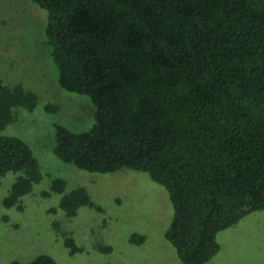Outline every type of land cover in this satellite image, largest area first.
I'll return each mask as SVG.
<instances>
[{
	"label": "trees",
	"instance_id": "trees-1",
	"mask_svg": "<svg viewBox=\"0 0 264 264\" xmlns=\"http://www.w3.org/2000/svg\"><path fill=\"white\" fill-rule=\"evenodd\" d=\"M30 1L48 12L60 86L95 105L86 131L55 124V155L90 172H147L174 207L165 238L179 259L208 262L220 231L264 209V0ZM37 104L22 83L0 79V129L18 108ZM10 171L21 174L4 204L23 210L20 198L41 180L40 164L22 138L0 136V185ZM65 186L56 178L52 191ZM82 206L101 209L83 186L59 203L68 217ZM62 235L71 253L81 250ZM10 264L58 262L39 254Z\"/></svg>",
	"mask_w": 264,
	"mask_h": 264
},
{
	"label": "rangeland",
	"instance_id": "rangeland-1",
	"mask_svg": "<svg viewBox=\"0 0 264 264\" xmlns=\"http://www.w3.org/2000/svg\"><path fill=\"white\" fill-rule=\"evenodd\" d=\"M47 19V10L30 0H0V79L10 86L22 83L38 96L35 109L18 108L17 119L0 129V136L26 141L42 173L32 191L21 196L23 210L4 204L21 171L2 177L0 264L30 261L39 254L52 256L58 264H184L165 238L174 207L164 186L145 171L124 166L90 172L55 155V124L86 131L94 123L95 105L89 96L60 86L45 34ZM49 104L57 111L47 109ZM56 178L66 181L62 193L52 191ZM79 186L101 209L82 206L68 217L59 203ZM64 231L80 251L71 253L65 246ZM133 234L144 235L145 240L132 243ZM217 239L220 250L205 264H264V209L245 215L220 231ZM99 245L112 249L103 253Z\"/></svg>",
	"mask_w": 264,
	"mask_h": 264
}]
</instances>
